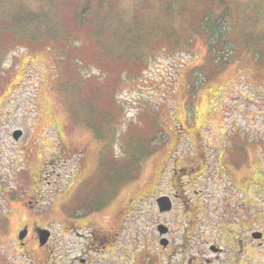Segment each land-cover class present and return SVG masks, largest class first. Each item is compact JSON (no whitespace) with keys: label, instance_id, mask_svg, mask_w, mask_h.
Instances as JSON below:
<instances>
[{"label":"rangeland","instance_id":"obj_1","mask_svg":"<svg viewBox=\"0 0 264 264\" xmlns=\"http://www.w3.org/2000/svg\"><path fill=\"white\" fill-rule=\"evenodd\" d=\"M84 6L0 0V264H66L86 243L165 264L158 226L187 259L240 220L246 264H264V0H88L82 22ZM226 11L216 32L256 40L216 71L199 23ZM24 222L51 245H19Z\"/></svg>","mask_w":264,"mask_h":264},{"label":"flooded vegetation","instance_id":"obj_2","mask_svg":"<svg viewBox=\"0 0 264 264\" xmlns=\"http://www.w3.org/2000/svg\"><path fill=\"white\" fill-rule=\"evenodd\" d=\"M36 204H38V202ZM28 224L24 222L20 229V232H18L19 236L21 233L23 234L24 232H26V235L22 240H20L17 235L19 245L25 246L26 244L25 241L30 236H33V239H35L37 247H39L38 249H43V248L48 247V245L49 246L51 245L50 241H52L53 239H52V232L50 229H48L46 226L42 227V226L35 225L33 222H31L30 225ZM166 228H167V232L163 236V238L167 241V244L165 246L159 245L160 251H161L160 254L162 255L163 258H165L163 256V253H166L168 256L172 257L173 259H172V262L170 263H167V262L165 263V260L161 259L165 264H185V263L187 264H246L247 256H248V228L247 226H245V223L241 220L236 221V222L230 221V222H225V223H219V227H216L214 229L215 230L224 229L226 230V233L223 236H219L215 238V241L209 240L210 238H208L207 236L204 237L203 235H201L199 236L200 243H201L199 245L198 237L192 238L193 242H196L199 247H196L194 249L193 247H191V249H193V252L195 254H190L193 257L188 256L187 259H185L184 252L183 254H179L178 252H180V249L175 247L171 243V240L169 237V235L171 234V231L169 227H166ZM46 229L50 231L51 236L48 242L44 246H40L39 236L37 232L38 230L46 231ZM91 233L92 231L88 234H91ZM92 235L95 236L94 233ZM203 238H205V240H203ZM263 239H261V241ZM185 240L186 242L182 243L183 245L187 244L189 238H185ZM94 241H96L97 243L101 242L105 244H108L109 242L108 239L105 240L104 238H98V237L94 238ZM260 242H258L257 245L260 246L261 245ZM85 245L86 246H84L83 248L84 254L81 253V254H77L74 256L72 255L65 256L63 260L66 262V264H105L101 262L102 260L93 258L96 255L92 249L90 250L91 246H89L88 243H86ZM50 251L51 250L49 249L47 253H49ZM89 256H91L92 258H89ZM177 257H179V259H177ZM50 261H52V256H50L49 259H47L44 263L47 264ZM126 262H128V264H136L134 263L133 260L131 261L126 260ZM146 262L147 261H145V264L148 263ZM148 264H151V263H148Z\"/></svg>","mask_w":264,"mask_h":264},{"label":"trees","instance_id":"obj_3","mask_svg":"<svg viewBox=\"0 0 264 264\" xmlns=\"http://www.w3.org/2000/svg\"><path fill=\"white\" fill-rule=\"evenodd\" d=\"M87 3H88V0H85V6L80 12V15L82 16L80 17V19H82V22H83V19L87 16L86 14V9L88 7ZM223 3H224L223 5L226 6V8H228V10H230L231 7L235 8L233 3L232 4L228 3V1L223 2ZM228 14L229 12L226 11L224 15L220 16L219 18L204 17L199 23L200 25L199 28L204 33L206 37L207 45L209 47L208 56L210 57V61L212 62V64H214V69L216 71H219L220 69H223L227 67L228 65H230L231 63H233V60H234L233 56L236 50L239 49L238 47H241L243 50L244 49L246 50L248 48L250 50V48L253 46L256 40L255 37L249 38L246 34L243 33V31H240L238 35L237 34L232 35L233 30L229 26L228 28L223 29L225 30L223 33H221L220 31L216 32L217 31L216 27L220 28V24L223 21L227 20V17L225 15H228ZM195 20L196 22H194V24H197L199 20L198 19H195ZM78 25L79 27L83 25L81 24V20H79ZM235 37H237L236 39L237 42L233 41V38ZM251 50L253 51V48ZM254 52H257V50H255ZM253 55H254V59H257L258 57L257 53L256 54L253 53Z\"/></svg>","mask_w":264,"mask_h":264},{"label":"water","instance_id":"obj_4","mask_svg":"<svg viewBox=\"0 0 264 264\" xmlns=\"http://www.w3.org/2000/svg\"><path fill=\"white\" fill-rule=\"evenodd\" d=\"M21 136H22V131H20V130H16L12 133V139L16 142L21 138ZM155 204H156L157 210L160 214L170 213L172 210V207H173L172 201L168 196H160V197L156 198ZM157 231L159 233V236H164L167 232V228L165 226H158ZM37 233L39 236L40 246H44L50 237L49 232L38 230ZM25 235H26V232L21 234L19 239L22 240L25 237ZM251 237L254 240H260L262 238V235L260 233H253L251 235ZM159 244H160V246H165L167 244V241L164 238H162L159 241Z\"/></svg>","mask_w":264,"mask_h":264}]
</instances>
